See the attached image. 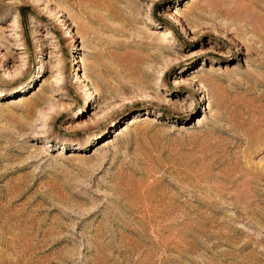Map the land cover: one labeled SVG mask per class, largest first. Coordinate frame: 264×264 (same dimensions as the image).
Returning <instances> with one entry per match:
<instances>
[{
    "label": "rangeland",
    "instance_id": "1",
    "mask_svg": "<svg viewBox=\"0 0 264 264\" xmlns=\"http://www.w3.org/2000/svg\"><path fill=\"white\" fill-rule=\"evenodd\" d=\"M0 264H264V0H0Z\"/></svg>",
    "mask_w": 264,
    "mask_h": 264
},
{
    "label": "bare ground",
    "instance_id": "2",
    "mask_svg": "<svg viewBox=\"0 0 264 264\" xmlns=\"http://www.w3.org/2000/svg\"><path fill=\"white\" fill-rule=\"evenodd\" d=\"M68 33H70V32L68 31ZM161 35L163 36V34H161ZM78 50H80V49H78ZM81 82L84 83V80H81ZM83 87H84V91L79 95L80 100L83 101V102L91 101L92 98L95 97V94H96L95 90L92 87H90L88 84H83ZM256 167H257V165H256Z\"/></svg>",
    "mask_w": 264,
    "mask_h": 264
}]
</instances>
